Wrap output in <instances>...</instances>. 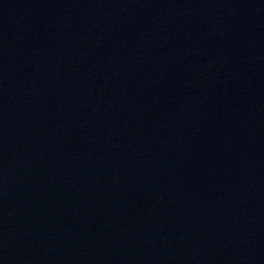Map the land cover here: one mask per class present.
<instances>
[{
    "label": "water",
    "instance_id": "1",
    "mask_svg": "<svg viewBox=\"0 0 264 264\" xmlns=\"http://www.w3.org/2000/svg\"><path fill=\"white\" fill-rule=\"evenodd\" d=\"M0 264H264V0H0Z\"/></svg>",
    "mask_w": 264,
    "mask_h": 264
}]
</instances>
